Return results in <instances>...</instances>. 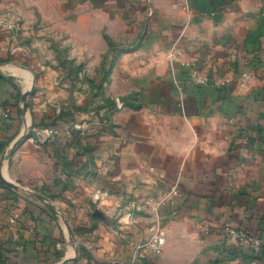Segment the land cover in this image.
I'll return each mask as SVG.
<instances>
[{"label": "crops", "instance_id": "1", "mask_svg": "<svg viewBox=\"0 0 264 264\" xmlns=\"http://www.w3.org/2000/svg\"><path fill=\"white\" fill-rule=\"evenodd\" d=\"M263 59L264 0H0L8 264H264L221 235L264 240Z\"/></svg>", "mask_w": 264, "mask_h": 264}, {"label": "built area", "instance_id": "2", "mask_svg": "<svg viewBox=\"0 0 264 264\" xmlns=\"http://www.w3.org/2000/svg\"><path fill=\"white\" fill-rule=\"evenodd\" d=\"M190 20L187 18L186 22L183 24L184 29L188 26ZM264 65V59H263ZM197 80L201 83L207 82L206 77H199ZM11 113L10 108H3L0 106V115L4 117H9ZM74 127L82 130L83 125L81 123H75ZM49 135H54L58 133L57 128H48L45 130ZM172 191H176V188H173ZM145 204H148L150 207V220L148 224L143 228L142 239L135 244V253L134 258L142 257L144 254H148L152 257L160 256L168 241V229L167 225L164 222V219L160 213L161 202L154 200L153 198H148L144 200ZM133 208L127 213V218L129 223H136L137 221V210H140L139 205L142 202L134 201ZM12 228L18 222V216L14 215L12 217ZM221 235L225 240H228L232 243L238 244L239 246H244L251 249L255 253H260L263 250L264 240L259 235L254 233L242 230L240 228L225 225L221 230ZM18 237V233H15V238ZM251 264H263L258 259H254Z\"/></svg>", "mask_w": 264, "mask_h": 264}, {"label": "rangeland", "instance_id": "3", "mask_svg": "<svg viewBox=\"0 0 264 264\" xmlns=\"http://www.w3.org/2000/svg\"><path fill=\"white\" fill-rule=\"evenodd\" d=\"M2 244H0V264H8L5 255L3 254Z\"/></svg>", "mask_w": 264, "mask_h": 264}, {"label": "water", "instance_id": "4", "mask_svg": "<svg viewBox=\"0 0 264 264\" xmlns=\"http://www.w3.org/2000/svg\"><path fill=\"white\" fill-rule=\"evenodd\" d=\"M27 93L26 94H24V97H27ZM7 185H9L8 183H6ZM9 186H11V185H9ZM93 215L95 216V217H97V218H104L105 216H104V214H103V212L102 211H100V210H96L94 213H93Z\"/></svg>", "mask_w": 264, "mask_h": 264}]
</instances>
